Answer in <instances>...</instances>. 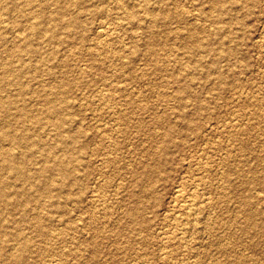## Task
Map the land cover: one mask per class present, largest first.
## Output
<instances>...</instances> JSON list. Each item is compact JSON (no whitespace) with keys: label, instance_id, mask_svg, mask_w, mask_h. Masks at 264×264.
Masks as SVG:
<instances>
[{"label":"rangeland","instance_id":"374dc122","mask_svg":"<svg viewBox=\"0 0 264 264\" xmlns=\"http://www.w3.org/2000/svg\"><path fill=\"white\" fill-rule=\"evenodd\" d=\"M69 3L0 0V94L16 100L0 130L37 141L15 147L27 181L0 152V264H264V0Z\"/></svg>","mask_w":264,"mask_h":264},{"label":"bare ground","instance_id":"6f19581e","mask_svg":"<svg viewBox=\"0 0 264 264\" xmlns=\"http://www.w3.org/2000/svg\"><path fill=\"white\" fill-rule=\"evenodd\" d=\"M43 1H45V0H43ZM72 1V3H73V0H71ZM121 1V0H120ZM220 1L221 0H215V3H220ZM50 3V2H49ZM72 3H69V4H71L72 5ZM55 4V3H54ZM59 4H60V2H59ZM41 5V4H40ZM69 6V5H68ZM125 7V6H124ZM70 8V7H69ZM68 9V8H67ZM68 11V10H67ZM71 11V10H70ZM52 12H54V11H52ZM61 13V12H60ZM64 13V12H63ZM42 14V13H41ZM56 14V16H57V13H55ZM72 14H73V12H72ZM77 14V13H76ZM35 15H37V12H36V14ZM49 15V14H48ZM79 15V14H78ZM40 16H42V15H40V13H39V15H38V17H40ZM55 16V15H54ZM61 16H64L63 14H61ZM60 16V17H61ZM74 16V15H73ZM34 17V16H33ZM58 17V16H57ZM35 18V17H34ZM33 18V19H34ZM59 18V17H58ZM62 18V17H61ZM47 19V18H46ZM51 19V18H50ZM82 19V18H81ZM101 20V19H100ZM121 20V19H120ZM59 21H61V20H59ZM67 21H69L68 19H67ZM55 22V21H54ZM64 22H65V20H64ZM5 23V22H4ZM3 24V23H2ZM58 23H57V21H56V25H57ZM63 24V23H62ZM66 24V23H65ZM64 24V25H65ZM81 24V20L79 19V16H78V18H77V16L76 17H73L72 19H71V21H69V23H68V26L69 27H73V26H77V27H79L78 25H80ZM198 24V23H197ZM110 25V24H109ZM55 26V25H54ZM66 26V25H65ZM83 26V25H82ZM81 26V27H82ZM104 27V25H101V27ZM106 26H108V25H106ZM105 26V27H106ZM1 27V26H0ZM49 26H47V28H48ZM100 27V28H101ZM104 27V28H105ZM30 28H31V34H36V33H42V31H44V29H45V27H44V24H43V21H38V22H34L33 21V23L31 24V26H30ZM46 28V29H47ZM103 28V31L107 28H105L104 29ZM114 30V29H113ZM46 31V30H45ZM100 33H98V34H101L102 33V29H100V30H98ZM109 31V30H108ZM74 32V31H73ZM105 32H107V30L105 31ZM105 32H103V33H105ZM110 32V31H109ZM44 33V32H43ZM15 34H16V32H15ZM108 34V33H107ZM104 35V34H103ZM194 37V36H193ZM53 38H55V37H53ZM38 47V46H37ZM2 49V48H1ZM21 51L22 52H26V53H30V54H33L34 52H36L37 51V49H36V47L33 45V43H31L29 40L27 41V43L22 47V49H21ZM33 56V55H32ZM126 62V61H125ZM13 65V64H12ZM12 65H10V66H12ZM14 66V65H13ZM9 72H11V73H13V75L15 74L16 76V80L17 81H21L20 79H21V74H22V72H20L19 70H17V69H15V68H12V67H9ZM225 75V74H224ZM222 80V79H221ZM1 82V81H0ZM64 82H66V80L64 81ZM220 81H218V84H220L219 83ZM222 82V81H221ZM2 83V82H1ZM5 83V82H4ZM4 83H2L1 85H0V87L2 86V85H4ZM14 83V82H13ZM223 83V82H222ZM19 84H22L20 87L22 88V89H24V88H26V85L24 84V83H22V82H20ZM67 84V83H66ZM190 84V83H189ZM9 85V84H8ZM60 86V85H59ZM62 86V85H61ZM60 86V87H61ZM65 86V85H64ZM180 87V86H179ZM4 88H6L5 86H3V88H0V89H3L4 90ZM62 88V87H61ZM18 89H20V88H18ZM21 89V90H22ZM29 89V88H28ZM67 89V88H66ZM182 89V88H181ZM184 89V88H183ZM3 90H2V92H3ZM100 90V89H99ZM1 91V90H0ZM18 91H20V90H18ZM65 91V89L62 91L63 93H65L64 92ZM187 91V90H186ZM24 92H26V90H24ZM58 92V91H57ZM59 92H61V91H59ZM68 92V91H67ZM47 93H49V92H47ZM19 94V93H18ZM52 94V93H51ZM51 94H50V96H51ZM54 94V93H53ZM56 94V93H55ZM58 94V93H57ZM62 94V93H61ZM66 94V93H65ZM20 95V94H19ZM183 95V94H182ZM5 96V95H4ZM4 96H2L1 94H0V120H3V118L5 117V115H7V114H3L2 113V111H8V109H10V107H12L13 105H15V103H16V100L14 101V100H12V99H10V98H8V97H4ZM193 96V95H192ZM195 96V95H194ZM12 97V96H11ZM17 97V96H16ZM58 97V96H57ZM63 97H66V96H63ZM186 97V96H185ZM187 97H189V96H187ZM19 98V97H18ZM52 98V97H51ZM54 98V97H53ZM56 98V97H55ZM60 98H61V96H60ZM50 99V98H49ZM200 100H202L201 98H200ZM20 101H22L21 100V98H20ZM25 101V100H24ZM52 101V100H51ZM60 101V100H59ZM184 101H185V99H184ZM203 101V100H202ZM202 101H200V102H202ZM178 102H179V100H178ZM199 102V103H200ZM236 102V101H235ZM61 103V102H60ZM59 103V104H60ZM187 104V103H186ZM202 104V103H201ZM22 105V104H21ZM179 105V104H178ZM177 105V106H178ZM205 105V104H204ZM20 106V105H19ZM23 106V105H22ZM62 106V105H61ZM73 106H75V104L73 105ZM18 107V106H17ZM60 107V106H59ZM59 107H56L55 105H53V106H51L50 107V109H51V112H52V114L53 115H56L58 118H59V120H60V123L59 124H64L65 122H66V120H64V119H66V118H63V116H61V111L60 110H62L61 109V107H60V109H59ZM186 107V106H185ZM4 108V110H2ZM19 108V107H18ZM26 108V107H25ZM14 109V108H13ZM29 109V108H28ZM72 109V108H71ZM2 110V111H1ZM15 110V109H14ZM13 110V111H14ZM22 110V109H21ZM5 111V112H6ZM20 112V108H19V110L17 109V112ZM65 111V110H64ZM67 111V110H66ZM178 112V111H177ZM8 113V112H7ZM21 113V112H20ZM31 114L30 113V111L29 112H27V114ZM179 113V112H178ZM196 113V112H195ZM198 113V112H197ZM39 114V113H38ZM52 114H51V116H52ZM65 114V113H64ZM67 114V113H66ZM9 115H10V113H9ZM9 115H7V116H9ZM11 115H13L12 114V112H11ZM21 117H26V113L24 112V113H21V114H19ZM19 115H18V117H19ZM32 115H34V114H31V116ZM40 115V114H39ZM71 115V114H70ZM169 115V114H168ZM193 115V114H192ZM50 116V115H49ZM56 116H54V117H56ZM65 117H67L66 115H64ZM165 116V115H164ZM195 116V115H194ZM14 117V116H13ZM13 117H12V119H13ZM53 116H52V118H54ZM160 117H162V115L160 116ZM180 117V116H179ZM68 118V117H67ZM159 118V117H158ZM164 118V117H163ZM193 118V117H192ZM8 119H10V118H8ZM22 119V118H21ZM33 119V118H32ZM5 120V119H4ZM4 120L2 121V122H4ZM6 121V120H5ZM15 121V120H14ZM20 121V120H19ZM25 121V120H24ZM28 121H31L29 118H28ZM33 121V120H32ZM36 121V120H35ZM245 121V120H244ZM10 122V121H9ZM16 122V121H15ZM15 122H13V123H15ZM26 122H27V120H26ZM34 122V121H33ZM5 123V122H4ZM7 123V122H6ZM13 123L11 124V125H13ZM18 123V122H17ZM37 123V122H36ZM36 123H35V126H37L36 125ZM8 124H10V123H8ZM8 124H4V125H8ZM40 124V123H39ZM179 124V126L182 124H180V123H178ZM227 124V123H226ZM4 125H1V126H4ZM19 125V124H18ZM33 125H34V123H33ZM109 125V124H108ZM175 125L176 126H178L177 125V123H175ZM225 125V124H224ZM0 126V127H1ZM24 126H26V125H24ZM40 126V125H39ZM38 126V127H39ZM119 126V125H118ZM168 126V125H167ZM169 126H170V123H169ZM189 126V125H188ZM27 128L29 127V126H26ZM42 127V126H41ZM93 127V126H92ZM231 127V126H230ZM10 128V127H9ZM8 128V129H9ZM27 128H26V130H27ZM180 128V127H179ZM2 129V128H1ZM3 129H6L5 128V126H4V128ZM11 129H13V127L11 126ZM16 129V128H15ZM14 129V130H15ZM29 129V128H28ZM17 130V129H16ZM181 130H183L182 128H181ZM23 131V130H22ZM24 131H25V129H24ZM33 131V130H32ZM31 131V127H30V132H32ZM156 131V130H155ZM12 131H6V130H0V140H2V139H4L5 141H3V142H6V140H9L14 146H10L8 149H0V152H1V155H3L4 154V159H3V161H2V166L3 167H1V168H4V170H6V172L8 171V175H9V172L10 173H13L14 172V174L15 175H17V177H19L20 179H24V180H26V179H31V177H30V173H29V171H28V169L30 168H25V166L26 165H24V164H21L20 163V161L18 160V158L15 156L16 154H15V147H17L16 145L17 144H21V146L22 145H25V148L27 147V150H25V151H27V153H26V155L27 156H32V155H35L34 153H36L35 151H34V148H35V146L37 147V141H36V143L35 142H32V140H34V138L31 140V138H30V140H27L28 139V137L26 136H18L17 134L15 135V133L16 132H14V134L13 133H11ZM29 132V131H28ZM27 132V133H28ZM29 132V133H30ZM34 132H35V130H34ZM110 132V131H109ZM183 132V131H182ZM23 133V132H22ZM37 133V132H36ZM36 133H34V135L36 134ZM180 133V132H179ZM106 134V133H105ZM188 134V133H187ZM24 135H26L25 133H24ZM29 135V134H28ZM33 134H31L30 136H32ZM39 135V134H38ZM61 135V134H60ZM64 135H65V133H64ZM66 136V135H65ZM72 136V135H71ZM164 136H165V134H164ZM36 137V136H35ZM58 138V137H57ZM56 138V139H57ZM67 138V137H66ZM75 138V137H74ZM35 139H37V138H35ZM42 139H44V138H42ZM64 139V138H63ZM8 141V142H9ZM67 142V141H66ZM72 142H73V140H72ZM1 143V142H0ZM38 143L40 144V142L38 141ZM54 143V142H53ZM4 144V143H3ZM9 144V143H8ZM173 144V143H172ZM171 144V145H172ZM2 145V144H1ZM0 145V146H1ZM41 145V144H40ZM55 145V144H54ZM53 145V146H54ZM66 145H67V143H66ZM68 145H69V142H68ZM162 145H163V143H162ZM205 145V144H204ZM70 146V145H69ZM68 146V147H69ZM20 147V146H19ZM18 147V150L20 149ZM55 147V146H54ZM87 148H88V146H86ZM110 147V146H109ZM167 147V146H166ZM42 149H43V146L41 147ZM70 148V147H69ZM38 149V148H37ZM46 149V148H45ZM50 149H51V147H50ZM49 149V150H50ZM16 150H17V148H16ZM21 150V149H20ZM67 150V149H66ZM24 151V152H25ZM37 151V150H36ZM42 151V150H41ZM46 151H47V149H46ZM75 151V150H74ZM4 152V153H3ZM21 152V151H20ZM38 152V151H37ZM43 152H44V150H43ZM48 152V151H47ZM67 152V151H66ZM41 153V152H40ZM20 154V153H19ZM23 154V153H22ZM53 154H54V152H53ZM66 154V153H65ZM199 154V153H198ZM57 155V154H56ZM200 155V154H199ZM21 156V155H20ZM36 156V155H35ZM38 156V155H37ZM40 157H41V155H39ZM47 156H49V155H47ZM52 156H54V155H52ZM34 157V156H33ZM2 158V157H1ZM35 158V157H34ZM37 158H39V157H37ZM73 158V157H72ZM160 158V157H159ZM239 158V157H238ZM244 158V157H243ZM156 159H158V157L156 158ZM30 160H31V158H30ZM35 160V159H34ZM43 160V159H42ZM83 160V159H82ZM223 161V160H222ZM33 162V161H32ZM39 162V161H38ZM43 162V161H42ZM82 162V161H81ZM25 163V162H24ZM44 163V162H43ZM156 163V162H155ZM27 164V163H26ZM30 164V163H29ZM77 164V163H76ZM107 164V163H106ZM158 164H160V163H158ZM164 164V163H163ZM43 165V164H42ZM59 165V164H58ZM62 165V166H61ZM61 165H59V167L61 168V170L64 172V173H67V170H66V167H65V165H64V163H62ZM206 165V164H205ZM1 166V165H0ZM70 166H71V164H70ZM153 166H154V164H153ZM27 167V166H26ZM75 167V166H74ZM79 167V166H78ZM151 167V166H150ZM244 167V166H243ZM31 168H33V167H31ZM77 168V167H76ZM154 168V167H153ZM153 168H152V170H153ZM157 168H159L158 166H157ZM245 168V167H244ZM71 169V168H70ZM83 169V168H82ZM3 170V171H4ZM34 170V169H33ZM73 170H74V168H73ZM81 170V169H80ZM151 170V169H150ZM242 170V169H241ZM240 170V171H241ZM32 171V170H31ZM49 171V170H48ZM47 171V172H48ZM71 172H73L72 170H71ZM157 172H160V171H156V172H154V173H157ZM243 172V171H242ZM245 172V171H244ZM254 172V171H253ZM150 173H151V171H150ZM161 173V172H160ZM246 173V172H245ZM152 174H153V172H152ZM152 174H149V171H148V175H152ZM260 174V173H259ZM36 175V174H35ZM60 175V174H59ZM153 175H156V174H153ZM191 175V174H190ZM255 175H256V173H255ZM6 175H2V176H0V212L3 210V209H1V207H2V205H4L3 203H5L4 202V198H7L8 197V190H10V189H8V188H10L8 185H7V183L8 182H6L5 181V179H6V177H5ZM10 176V175H9ZM31 176H33V174L31 175ZM248 176H249V174H248ZM252 176H254V175H252ZM263 176V175H262ZM4 177H5V179H4ZM37 177H38V175H37ZM56 177V176H55ZM61 177V176H60ZM66 177V176H65ZM96 177V176H95ZM154 177V176H153ZM202 177V176H201ZM245 177V176H244ZM254 177H256V176H254ZM253 177V178H254ZM261 177V176H260ZM7 178H8V176H7ZM36 178V177H35ZM57 179H59V177L57 178ZM79 179V178H78ZM154 179V178H153ZM245 179V178H244ZM244 179H242V180H244ZM256 179V178H255ZM255 179H253V180H255ZM261 179V178H260ZM44 180H46V179H44ZM61 180V179H60ZM60 180H58V181H60ZM249 180V179H248ZM258 180V179H257ZM27 181V180H26ZM25 181V182H26ZM63 181V180H62ZM245 181V180H244ZM250 181H252V178L250 179ZM5 182H6V184H5ZM36 182V181H35ZM38 182V181H37ZM36 182V183H37ZM43 182V181H42ZM200 182V181H199ZM243 182V181H242ZM246 182V181H245ZM256 182V181H255ZM259 182V181H258ZM12 183V182H11ZM75 183V182H74ZM198 183V182H197ZM202 183V182H201ZM260 183V182H259ZM15 184V183H14ZM14 184H13V187H17L16 185L14 186ZM37 185H38V183H37ZM40 185V184H39ZM41 185H43V184H41ZM60 185V184H59ZM77 185V184H76ZM95 185V184H94ZM46 186V185H45ZM45 186H44V188H45ZM182 186V185H181ZM117 187H118V185H117ZM180 187V186H179ZM196 187V186H195ZM198 187V186H197ZM43 188V189H44ZM143 189H144V187H142ZM182 188V187H181ZM226 188V187H225ZM14 189H16V188H14ZM30 188H28V190H29ZM147 189H148V187H147ZM146 189V190H147ZM197 189V188H196ZM23 190H25V189H23ZM180 190H182V189H179V191ZM195 190V189H194ZM203 190V189H202ZM47 192H48V190L47 191H45V193L47 194ZM94 192H96V191H94ZM145 192H147V191H145ZM154 192V191H153ZM182 192V191H181ZM180 192V193H181ZM141 193V192H140ZM179 193V194H180ZM25 194V193H24ZM35 194H37V193H35ZM152 193H150V195H151ZM179 194H177V195H179ZM189 194V193H188ZM194 194V193H193ZM210 194V193H209ZM31 195V194H30ZM39 195V194H38ZM67 195V194H66ZM91 195V194H90ZM204 195V194H203ZM47 196V195H46ZM51 196V195H50ZM93 196H94V193H93ZM92 196V197H93ZM117 196V195H116ZM147 196H149V195H147ZM192 196V195H191ZM201 196V195H200ZM39 197V196H38ZM91 197V196H90ZM189 197V196H188ZM195 197V196H194ZM193 197V200L187 205V206H183V207H185L184 208V211L183 212H185L183 215V217H185L191 224H192V227L193 226H195V224L193 225V220H195L196 221V219H195V216H196V214H199V213H197V209H199L198 208V203H200V202H197V198H194ZM251 197V196H250ZM36 198H37V196H36ZM40 198V197H39ZM39 198H37V199H39ZM45 198V197H44ZM185 198V197H184ZM240 198V197H239ZM52 199V198H51ZM95 199V198H94ZM241 199V198H240ZM252 199V198H251ZM36 200V199H35ZM45 200H46V198H45ZM178 200V199H177ZM188 200V199H187ZM243 200H244V198H243ZM100 201V200H99ZM242 201V200H241ZM22 202V201H21ZM49 202V201H48ZM93 202V201H92ZM101 202V201H100ZM140 202V201H139ZM16 203V202H15ZM95 203V202H94ZM138 203V202H137ZM185 203V202H184ZM183 203V204H184ZM23 204H25V203H23ZM29 204V203H28ZM27 204V205H28ZM74 204V203H73ZM187 204V203H186ZM185 204V205H186ZM206 204V203H205ZM42 205V204H41ZM44 205H45V203H44ZM47 205V204H46ZM137 205V207L140 209V211H141V206L139 207L138 206V204H136ZM140 205V204H139ZM179 205V204H178ZM201 205V204H200ZM246 205V204H245ZM17 206V205H16ZM15 206V207H16ZM22 206V205H21ZM175 206V205H174ZM242 206V205H241ZM248 206V205H247ZM13 207V206H12ZM182 207V208H183ZM96 208V207H95ZM132 208V207H131ZM136 208V207H135ZM177 208V207H176ZM179 208V207H178ZM242 208V207H241ZM247 208V211L249 210L248 209V207H246L245 206V208H243V210H245ZM250 208V207H249ZM7 209V208H6ZM13 209H15V208H13ZM26 209V208H25ZM133 209V208H132ZM40 210H41V208H40ZM135 210V209H134ZM180 210V209H179ZM182 210V209H181ZM242 210V211H243ZM251 210V209H250ZM253 210H255V208L253 209ZM253 210H252V213H253ZM133 211V210H132ZM136 211H137V208H136ZM139 211V213L141 214V212ZM246 211V210H245ZM244 211V212H245ZM182 212V211H181ZM182 212V213H183ZM129 213V212H128ZM138 212H137V214H139ZM226 213V212H225ZM24 214V213H23ZM132 214H133V212H132ZM134 214H135V212H134ZM179 214H181V213H179ZM246 214H248V213H246ZM245 214V215H246ZM32 215V214H31ZM136 215V214H135ZM209 215V214H208ZM39 216H40V214H39ZM249 216V215H248ZM247 216V217H248ZM251 216L253 217V214H251ZM255 216V215H254ZM40 217H42V216H40ZM40 217H38V218H40ZM136 217V216H135ZM137 217H138V215H137ZM140 217H141V215H140ZM182 217V218H183ZM207 217V216H206ZM46 218H47V215H46ZM133 218V217H132ZM244 218H246V217H244ZM254 218V217H253ZM253 218H250V220H252ZM44 219V218H43ZM135 219H138V218H135ZM40 219H38V221H39ZM144 218H143V221L142 222H144ZM207 220V219H206ZM246 220H247V218H246ZM254 220V219H253ZM37 221V220H36ZM43 221V220H42ZM179 221V220H178ZM255 221V220H254ZM23 222V221H22ZM68 222V221H67ZM187 222V221H186ZM250 222V221H249ZM41 223V222H40ZM137 223H138V221H137ZM140 223V222H139ZM145 223H146V221H145ZM189 223V224H190ZM196 223V222H195ZM248 223V222H247ZM36 224H37V222H36ZM38 224H39V222H38ZM37 224V225H38ZM45 224V223H44ZM144 224V223H143ZM250 224V223H249ZM34 225V224H33ZM42 225V224H41ZM47 225H48V223H47ZM43 226V225H42ZM61 226V225H60ZM208 226V225H207ZM212 226V225H211ZM238 226H240V225H238ZM248 226V225H247ZM250 226H252V224L250 225ZM249 226V227H250ZM37 227V226H36ZM47 227V226H46ZM241 227V226H240ZM248 227V228H249ZM255 227V226H254ZM168 228V227H167ZM166 228V229H167ZM195 228V227H194ZM193 229V228H192ZM1 230V229H0ZM40 230V228H38V231ZM49 230V229H48ZM58 230V229H57ZM160 230V229H159ZM252 230V229H251ZM45 231H47V230H45ZM245 231V230H244ZM247 231V230H246ZM249 231V230H248ZM1 232V231H0ZM44 232V231H43ZM49 232V231H48ZM55 232V231H54ZM251 232V231H250ZM249 232V233H250ZM39 233V232H38ZM47 233V232H46ZM177 233V232H176ZM186 233V232H185ZM167 234V233H166ZM187 234V233H186ZM27 236V235H26ZM187 237V236H186ZM177 238V237H176ZM49 239V238H48ZM23 241V240H22ZM24 241H26L25 240V238H24ZM25 243H27V241L25 242ZM30 244V243H29ZM182 244V243H181ZM17 245V244H16ZM29 246H31V245H29ZM25 248H27V246H25ZM198 248V247H197ZM24 249V248H23ZM29 249H31V248H29ZM65 249V248H64ZM195 249V248H194ZM25 251V250H24ZM27 251V250H26ZM31 251V250H30ZM138 252V251H137ZM23 253V252H22ZM25 253V252H24ZM185 253V252H184ZM4 255V254H3ZM183 255V254H182ZM6 257H7V255H6ZM18 257H20V255L18 256ZM26 257V256H25ZM30 258V257H29ZM3 259V258H2ZM11 259V258H10ZM170 259V258H169ZM162 260V259H161ZM6 261V260H5ZM28 261V260H27ZM5 264V263H4Z\"/></svg>","mask_w":264,"mask_h":264}]
</instances>
